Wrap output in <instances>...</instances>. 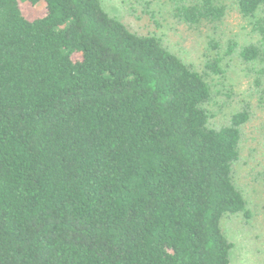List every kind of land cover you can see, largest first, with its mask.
Here are the masks:
<instances>
[{
	"label": "trees",
	"instance_id": "trees-1",
	"mask_svg": "<svg viewBox=\"0 0 264 264\" xmlns=\"http://www.w3.org/2000/svg\"><path fill=\"white\" fill-rule=\"evenodd\" d=\"M236 5L258 39L210 38L200 71L104 0H0V264H231L251 108L216 125L209 78L236 57L264 105V0ZM226 9L175 7L189 24Z\"/></svg>",
	"mask_w": 264,
	"mask_h": 264
},
{
	"label": "rangeland",
	"instance_id": "rangeland-1",
	"mask_svg": "<svg viewBox=\"0 0 264 264\" xmlns=\"http://www.w3.org/2000/svg\"><path fill=\"white\" fill-rule=\"evenodd\" d=\"M191 0H104L107 11L139 33H152L187 63L202 71L210 53L208 41L221 44L236 41L254 42L258 35L250 20L239 11L236 0H223L227 6L224 18L218 22L189 24L182 20L175 7ZM29 18L43 15L45 4L25 6ZM147 10L154 13L153 18ZM226 74L209 78L213 99L210 108L216 125L226 124L232 113L248 103L249 120L243 125L241 156L236 181L249 202L251 218H230L223 222L225 233L235 242L231 264H264V105L259 102L249 65L236 57L225 60Z\"/></svg>",
	"mask_w": 264,
	"mask_h": 264
}]
</instances>
